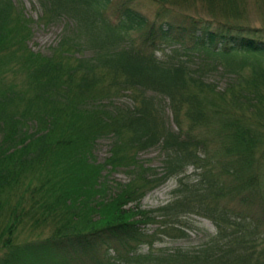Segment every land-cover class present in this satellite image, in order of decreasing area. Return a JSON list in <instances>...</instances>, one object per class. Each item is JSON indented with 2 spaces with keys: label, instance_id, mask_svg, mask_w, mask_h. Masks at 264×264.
Segmentation results:
<instances>
[{
  "label": "trees",
  "instance_id": "16d2710c",
  "mask_svg": "<svg viewBox=\"0 0 264 264\" xmlns=\"http://www.w3.org/2000/svg\"><path fill=\"white\" fill-rule=\"evenodd\" d=\"M37 1L40 22L66 23L49 55L29 47L23 9L0 0V264H264V25L197 17L189 0ZM220 69L234 76L224 90L206 81ZM154 146L162 174L136 156ZM189 166L197 180L141 209ZM120 168L133 178L113 197L105 171ZM189 215L216 234L195 250L154 247L187 237Z\"/></svg>",
  "mask_w": 264,
  "mask_h": 264
},
{
  "label": "rangeland",
  "instance_id": "374dc122",
  "mask_svg": "<svg viewBox=\"0 0 264 264\" xmlns=\"http://www.w3.org/2000/svg\"><path fill=\"white\" fill-rule=\"evenodd\" d=\"M13 2L23 9V14L26 18L33 21L30 25V27H32V37L29 42V47L32 48L33 51L44 55L51 54V47L56 46L61 36L64 35L66 23L58 22L46 26L43 22H40L43 12L37 0H13ZM236 3L237 5H233V2L228 4L224 0H189V2H187L189 8L186 11L197 17L204 14L206 16L214 15L220 18H240L243 19L242 21L251 23L252 26L260 27L264 25V0H236ZM113 8H115V5H113ZM138 8L140 10L143 9L151 18L154 17L156 7L150 5L145 6L144 3H141L140 5L138 4ZM176 46V44L173 46H164L165 50L160 51L158 56L160 58L166 57L169 51ZM85 54L89 56L88 52H85ZM233 79L234 76L224 73L221 69L218 71L213 70L207 73L206 76V80L219 90L225 89L228 83H231ZM131 102L132 100L130 98L124 96L117 100L116 105H131ZM202 134H204L203 130L200 132V135ZM113 141L114 139L112 136H109L98 142L94 152L97 164L104 163L111 156ZM136 156L146 167L154 168L159 174L163 173V160L165 157L159 147L146 149L145 151L136 153ZM193 171L192 167L189 168L187 175H193ZM105 173L108 174L107 176L109 177L111 185L114 187L117 184L129 183L133 178L126 168H120L111 172L106 171ZM192 178L194 179L195 177L192 176ZM177 181V178H172L161 186L150 190L142 200L141 208L146 211H152L167 205L172 201V191L178 187ZM129 207L130 205L124 208ZM182 219L186 223L188 236L185 238L163 237L160 243L154 245L155 248H182L185 250H194L201 247L211 235L217 232L214 224L208 219L195 215H189ZM145 227V229L151 233L158 229L160 224L149 223ZM261 230H264V228H261ZM261 247H264V245ZM148 249V247H144V252L148 251Z\"/></svg>",
  "mask_w": 264,
  "mask_h": 264
}]
</instances>
